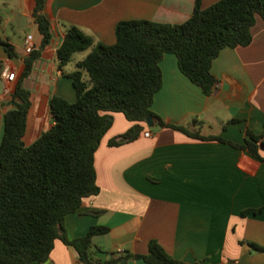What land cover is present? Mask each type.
Masks as SVG:
<instances>
[{
	"label": "crops",
	"instance_id": "1",
	"mask_svg": "<svg viewBox=\"0 0 264 264\" xmlns=\"http://www.w3.org/2000/svg\"><path fill=\"white\" fill-rule=\"evenodd\" d=\"M217 0H201L208 7ZM34 0H0V38L11 43L9 57L0 45V114L13 108L11 98L27 55L26 37L39 48L41 35L33 21ZM194 0H44L52 38L41 50L24 85L31 92V107L23 135L32 143L52 126L51 96L76 100L70 72L90 49L75 52L58 65L57 49L69 26L78 27L93 43L115 42L119 21L147 19L163 23L187 20ZM247 46L224 47L211 64L218 86L210 95L178 68L173 53L160 62L162 84L154 94L152 112L164 123L185 127L203 136H221L243 143L247 131L261 135L264 157V20L256 15ZM14 72L13 80L2 72ZM113 123L94 155L99 192L85 197L64 219L68 239L85 235L90 227H108L95 235L88 256L92 261L125 254H145L155 240L172 258L186 264H264V212L242 215L264 206V163L245 149L215 139L190 136L154 119L132 122L113 112ZM137 125L131 141H108ZM148 131L149 135L144 133ZM3 121L0 120V140ZM49 264H85L72 245L56 239ZM45 261V262H46ZM44 262V264H45ZM123 264H147L123 258Z\"/></svg>",
	"mask_w": 264,
	"mask_h": 264
},
{
	"label": "trees",
	"instance_id": "2",
	"mask_svg": "<svg viewBox=\"0 0 264 264\" xmlns=\"http://www.w3.org/2000/svg\"><path fill=\"white\" fill-rule=\"evenodd\" d=\"M256 15L264 20V0H217L205 8L201 0H194L190 17L180 23L119 21L112 44L93 43L78 27L69 26L57 49L58 65H66L75 52L90 49L68 74L76 100L69 102L61 96H51L49 106L54 123L32 143L25 144L31 92L24 80L31 75L41 50L52 38L44 0H34L32 16L41 35L40 45L24 57V68L11 98L13 108L2 115L0 264H44L56 239L72 245L85 264H123V258L130 257L147 264H186L169 256L155 240L149 241L145 254L127 252L123 258L92 261L88 256L92 238L106 234L108 227L92 226L85 235L68 239L64 219L79 208L85 197L99 192L94 155L113 123V112H122L132 122L145 121L151 115L161 126L245 149L264 163L258 151L261 135L247 131L243 143L221 136H203L181 125L164 123L151 110L154 94L162 84L159 62L165 53L175 54L181 73L210 95L219 82L211 72L213 59L224 47L251 43ZM0 45L9 57L17 55L8 41L0 38ZM136 127L135 124L111 138L108 144L133 140L139 133ZM263 212L264 206L247 209L242 215Z\"/></svg>",
	"mask_w": 264,
	"mask_h": 264
},
{
	"label": "built area",
	"instance_id": "3",
	"mask_svg": "<svg viewBox=\"0 0 264 264\" xmlns=\"http://www.w3.org/2000/svg\"><path fill=\"white\" fill-rule=\"evenodd\" d=\"M32 49H33V44H32V42H31V36L28 35V36L26 37V47H25V51H26L27 53H29ZM2 76L5 77L6 79H8V80L11 81V80L14 79V77H15V73H14V72H8L7 70H4V71L2 72ZM1 119H2V116H1V114H0V120H1ZM144 135H145V136H148V135H149V132L146 131V132L144 133Z\"/></svg>",
	"mask_w": 264,
	"mask_h": 264
},
{
	"label": "water",
	"instance_id": "4",
	"mask_svg": "<svg viewBox=\"0 0 264 264\" xmlns=\"http://www.w3.org/2000/svg\"><path fill=\"white\" fill-rule=\"evenodd\" d=\"M153 121L154 119L151 115H148L145 119L146 124L149 126L153 125ZM45 264H49L48 261H46Z\"/></svg>",
	"mask_w": 264,
	"mask_h": 264
}]
</instances>
